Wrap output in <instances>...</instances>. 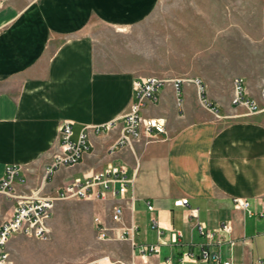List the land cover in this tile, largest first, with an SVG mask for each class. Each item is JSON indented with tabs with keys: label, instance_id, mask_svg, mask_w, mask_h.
Wrapping results in <instances>:
<instances>
[{
	"label": "crops",
	"instance_id": "crops-1",
	"mask_svg": "<svg viewBox=\"0 0 264 264\" xmlns=\"http://www.w3.org/2000/svg\"><path fill=\"white\" fill-rule=\"evenodd\" d=\"M158 3L0 4V180L9 164H19L26 182H16V191L51 197L76 178L103 171L110 162L124 163L135 176L133 192L124 198L108 194L106 200H88L94 218H101L115 237L107 241L126 250L120 264H165L168 259L178 264L184 252L200 254L203 249L237 264H264V106L250 113L230 95L212 91L199 98L194 84L185 83L179 108L174 86L167 83L159 89L158 101L143 111L164 118L166 132L154 138L143 135L131 146L109 152L134 100L133 82L140 77L109 64L105 37L140 25ZM67 121L76 134L89 128L91 148L76 165L61 167L45 179V169L60 146V127ZM113 122L111 130L96 132L97 126ZM181 198H188L189 204L175 206ZM237 199L247 201L248 207L237 206ZM0 202L1 225L13 205L4 196ZM116 205L124 207L122 222L112 219ZM197 222L210 229L230 222L232 232L222 242L217 236L210 241L198 231ZM131 225L137 226L136 245L116 238ZM174 232L182 233L178 242L172 241ZM149 245H158L160 251L142 255L141 246Z\"/></svg>",
	"mask_w": 264,
	"mask_h": 264
},
{
	"label": "rangeland",
	"instance_id": "rangeland-1",
	"mask_svg": "<svg viewBox=\"0 0 264 264\" xmlns=\"http://www.w3.org/2000/svg\"><path fill=\"white\" fill-rule=\"evenodd\" d=\"M105 40L112 66L139 77L180 78L184 90L199 79L205 91L194 86L203 99L214 91L233 101L234 80L242 77L247 96L264 106V0H159L143 23ZM11 251L16 264H120L127 255L97 238L91 202L84 199L59 201L50 238L18 236Z\"/></svg>",
	"mask_w": 264,
	"mask_h": 264
},
{
	"label": "built area",
	"instance_id": "built-area-1",
	"mask_svg": "<svg viewBox=\"0 0 264 264\" xmlns=\"http://www.w3.org/2000/svg\"><path fill=\"white\" fill-rule=\"evenodd\" d=\"M194 84L200 85V92H204V86L201 85L199 79L193 80ZM167 83H172L176 92V103L179 108L183 107V79L177 78L172 81L157 77L147 76L134 80V100L131 103L129 111L122 119L120 134L111 147V154L131 146L136 140L145 135L148 138H154L159 134L166 132V120L164 118L145 116L143 111L150 102L158 101V91ZM235 95L233 103L245 106L250 113L260 111V107L256 101L247 96L245 80L237 77L234 80ZM115 123H109L103 126H97L96 132L109 131L114 127ZM91 143L89 140V128H82L77 134L74 131L73 123L65 122L60 127V146L54 154L50 164L45 169L44 178H50L59 168L70 167L80 162L85 154L90 150ZM23 167L19 164H9L4 176L0 180V196H4L7 202L12 203V214L4 220L0 225V264H16L12 251L11 243L18 236L36 238L40 240H48L52 233V220L55 214V208L59 201L64 200H106L108 194L114 197H125L129 191L134 188L135 176L129 175V167L127 164H119L110 162L101 172L86 175L83 178H76L70 184L64 186L56 192L55 195L49 197H29L16 191L15 183H25L23 176ZM102 187V188H101ZM134 194L130 197V206L133 204ZM236 205L247 208L249 203L240 199L236 200ZM188 198H181L174 202L175 206H187ZM148 208L153 209V205L149 203ZM2 205L0 202V212ZM124 215V207L116 205L112 211V219L115 222H122ZM196 216L194 210L191 211L190 217ZM155 225L158 221L154 220ZM94 227L97 238L100 241L115 239L110 234V228L99 217L94 218ZM198 231L212 241L216 236L219 242L225 240L227 235L232 232L230 222L223 223L218 228L210 229L203 222H197ZM137 226L131 225L130 228L124 230L117 239H129L133 245L134 232ZM162 232L159 230V235ZM182 237L181 232L172 234V241L178 242ZM233 245L234 242H231ZM160 248L158 245L141 246L140 253L142 255L158 253ZM205 262L213 264H237L231 258H222L220 253H213L209 249H203L200 254L194 251L184 252L178 264H186L188 262ZM165 264H174L170 259Z\"/></svg>",
	"mask_w": 264,
	"mask_h": 264
}]
</instances>
